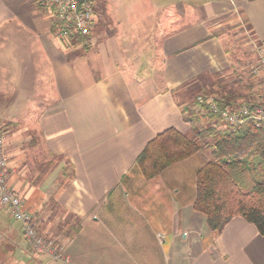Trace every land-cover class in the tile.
<instances>
[{
  "label": "crops",
  "instance_id": "1",
  "mask_svg": "<svg viewBox=\"0 0 264 264\" xmlns=\"http://www.w3.org/2000/svg\"><path fill=\"white\" fill-rule=\"evenodd\" d=\"M95 7L91 37L65 43L37 0H0L7 183L63 253L35 250L0 206V264H264L253 224L237 216L213 231L195 209L206 152L151 180L137 164L167 129L193 136L209 120L193 96L235 79L217 31L243 28L252 48L264 47V0Z\"/></svg>",
  "mask_w": 264,
  "mask_h": 264
},
{
  "label": "trees",
  "instance_id": "2",
  "mask_svg": "<svg viewBox=\"0 0 264 264\" xmlns=\"http://www.w3.org/2000/svg\"><path fill=\"white\" fill-rule=\"evenodd\" d=\"M229 94L223 95V106L249 100ZM249 103L264 105V97ZM205 114L217 120L207 108ZM205 149H210L211 154L196 174L195 209L206 217L213 231L221 232L238 216L264 236V129L253 121L234 129L208 126L196 129L193 136L169 128L146 145L137 164L145 178L151 180L169 166Z\"/></svg>",
  "mask_w": 264,
  "mask_h": 264
},
{
  "label": "built area",
  "instance_id": "3",
  "mask_svg": "<svg viewBox=\"0 0 264 264\" xmlns=\"http://www.w3.org/2000/svg\"><path fill=\"white\" fill-rule=\"evenodd\" d=\"M37 3L50 14L55 37L61 42L85 41L93 34L95 0H37ZM253 49L254 63L251 69L255 76H264V47L255 45ZM197 103L204 109L207 108L209 113L225 127L234 129L248 121H255L256 126L264 129V105L252 106L249 100L242 99L234 105L223 106V98L210 93L198 96ZM8 165L5 138L0 136V206L10 209L13 220L22 225L27 240L35 250L49 254L57 260L63 259L62 250L41 235L33 215L25 209L21 196L7 185Z\"/></svg>",
  "mask_w": 264,
  "mask_h": 264
},
{
  "label": "rangeland",
  "instance_id": "4",
  "mask_svg": "<svg viewBox=\"0 0 264 264\" xmlns=\"http://www.w3.org/2000/svg\"><path fill=\"white\" fill-rule=\"evenodd\" d=\"M221 32V36L225 42V46L228 47L230 54L233 56L232 73L235 79L217 81L216 85L219 86L218 89L224 87L223 91L211 90L210 92H201L198 95H194L192 101L197 100L198 96L203 94H217L223 97V94H229L236 96V99L248 98L250 102L254 103L263 99L264 97V76H255L251 65L254 63V49L249 42V36L246 30L236 29L235 26H225L220 28L217 33ZM239 62V63H238ZM230 95V94H229ZM251 99V100H250ZM258 105V104H257ZM205 112V110H204ZM255 122V121H254ZM256 123V122H255ZM0 136L4 137V124L0 117ZM200 126V127H199ZM197 129L204 130L208 126H219L224 127L220 122L214 119H209L205 121L204 124H200ZM206 155L210 157V149H205ZM8 157V156H7ZM9 159V158H8ZM9 170V165L6 169V183H7V173ZM8 185V183H7ZM9 186V185H8ZM10 188V187H9ZM12 190V189H11ZM14 191V190H13ZM24 235L25 231L23 230ZM46 240L51 241L56 248H59L57 243L51 239L46 238L41 234Z\"/></svg>",
  "mask_w": 264,
  "mask_h": 264
}]
</instances>
